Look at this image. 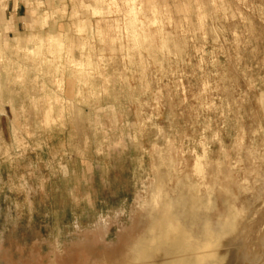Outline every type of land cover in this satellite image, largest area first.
Segmentation results:
<instances>
[{
  "label": "rangeland",
  "instance_id": "1",
  "mask_svg": "<svg viewBox=\"0 0 264 264\" xmlns=\"http://www.w3.org/2000/svg\"><path fill=\"white\" fill-rule=\"evenodd\" d=\"M159 187L264 263V0H0V264H138Z\"/></svg>",
  "mask_w": 264,
  "mask_h": 264
},
{
  "label": "bare ground",
  "instance_id": "2",
  "mask_svg": "<svg viewBox=\"0 0 264 264\" xmlns=\"http://www.w3.org/2000/svg\"><path fill=\"white\" fill-rule=\"evenodd\" d=\"M197 169L202 172L200 165ZM154 206L155 223L138 264H249L247 255H237L234 250L246 224L237 211L232 212L220 231H214L207 223L197 237L163 199L161 187L154 197Z\"/></svg>",
  "mask_w": 264,
  "mask_h": 264
}]
</instances>
